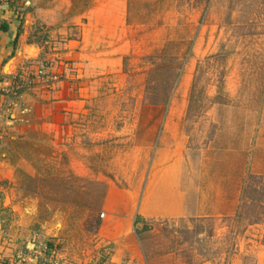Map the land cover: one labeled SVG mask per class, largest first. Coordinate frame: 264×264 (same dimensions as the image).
Segmentation results:
<instances>
[{
	"label": "rangeland",
	"instance_id": "374dc122",
	"mask_svg": "<svg viewBox=\"0 0 264 264\" xmlns=\"http://www.w3.org/2000/svg\"><path fill=\"white\" fill-rule=\"evenodd\" d=\"M94 2L0 0V264H264V0H130L62 104Z\"/></svg>",
	"mask_w": 264,
	"mask_h": 264
},
{
	"label": "crops",
	"instance_id": "0c3cea01",
	"mask_svg": "<svg viewBox=\"0 0 264 264\" xmlns=\"http://www.w3.org/2000/svg\"><path fill=\"white\" fill-rule=\"evenodd\" d=\"M129 1L95 0L86 11L75 16L85 17L86 23L83 24L81 30V39L73 44V48L69 52L73 55L71 58L74 60L72 68L69 69L73 74L68 76L69 70L65 69L64 74L67 79L59 81L58 90L54 92L63 99L62 104L71 105V103L83 99L95 98L98 95L95 87L100 80L98 77L104 72L113 73L121 69V57L125 50L119 46L118 39L121 34L125 33L124 25L128 16ZM106 34L117 36L116 43L112 45L106 43L104 40L107 38ZM8 36H6L5 42H8ZM64 106L67 108L66 111L73 110L68 105ZM59 108L61 109V107ZM173 209L167 207L164 212L168 213Z\"/></svg>",
	"mask_w": 264,
	"mask_h": 264
},
{
	"label": "trees",
	"instance_id": "16d2710c",
	"mask_svg": "<svg viewBox=\"0 0 264 264\" xmlns=\"http://www.w3.org/2000/svg\"><path fill=\"white\" fill-rule=\"evenodd\" d=\"M7 25L6 24H2V25H0V30L2 31V32H5L6 30H7ZM18 35H19V33H17L16 34V37L14 38V40H13V44H15L16 43V40H17V38H18ZM138 221V217H137V219H136V222Z\"/></svg>",
	"mask_w": 264,
	"mask_h": 264
}]
</instances>
